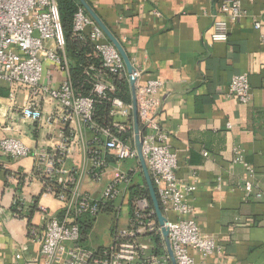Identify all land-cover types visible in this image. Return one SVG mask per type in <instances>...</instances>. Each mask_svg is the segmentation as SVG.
<instances>
[{"label":"crops","instance_id":"0c3cea01","mask_svg":"<svg viewBox=\"0 0 264 264\" xmlns=\"http://www.w3.org/2000/svg\"><path fill=\"white\" fill-rule=\"evenodd\" d=\"M86 1L124 44L141 73L140 84L150 79L163 82L159 120L177 157L175 175L196 187L191 202L195 223L222 249L205 258L192 251L195 264H264V203L247 197L242 188L247 179L243 164L251 168L254 185L264 187V45L259 38L264 32V0H241L246 16L229 27L226 43L211 46V16L220 0ZM255 22L261 23L260 31ZM43 72L42 83L52 88L65 78L49 62ZM239 74L247 75L251 88L246 105L228 96L229 83ZM7 95L3 85L0 138L14 137L32 151L50 150L61 141V124L56 123L50 134L38 130L21 118L19 109L9 108ZM25 99L20 91L18 104ZM42 110L47 116L53 105L43 104ZM236 148L243 164L233 163ZM81 162L76 153L65 166L78 167ZM33 168L32 158L0 160V264H44L39 245L29 236L28 221L41 231L45 216H57L60 204L31 179ZM108 179L95 190V182L84 177L80 189L100 198ZM14 199L21 204L18 214L12 211ZM97 220L98 216L92 228Z\"/></svg>","mask_w":264,"mask_h":264},{"label":"built area","instance_id":"2783aa9c","mask_svg":"<svg viewBox=\"0 0 264 264\" xmlns=\"http://www.w3.org/2000/svg\"><path fill=\"white\" fill-rule=\"evenodd\" d=\"M57 2L0 0V89L3 85L8 89L9 108L19 109L23 120L35 123L38 130L44 129L47 134L55 129L56 123L65 129V134H60L61 141L50 150L32 151L14 137L0 138V160L5 157L13 161L32 158L31 179L40 183L45 195L52 196L60 204L58 215L47 214L43 229H30L29 236L39 245L44 264H170L161 228L150 203L145 198L130 201L126 196L139 171L131 103L113 97L109 100L111 125L103 128L93 122L95 105L113 91L110 76L128 81L125 65L102 31L78 6L73 18V33L82 39L85 31H89L88 37L95 44L101 70L91 66L87 70L93 79L90 93L76 95L68 75ZM245 16L241 0H220L211 16L208 46L226 43L229 27ZM254 28L260 31L261 23L255 22ZM259 38L264 45V32ZM47 62L65 73L64 80L56 88L42 83ZM132 76L136 79L139 126L144 131L142 154L165 218L164 227L168 231L175 263L195 264L192 251L204 258L220 254L219 244L203 235L193 218L191 202L196 187L183 183L175 175L177 157L171 151L169 134L159 120L158 93L163 82L150 79L140 84L141 73L136 68ZM20 91L26 94V99L18 104ZM228 96L242 105L250 102L252 94L247 75L232 77ZM48 103L53 105V111L45 116L42 105ZM76 153L82 156L81 165L68 169L65 163ZM233 153V163L243 164L240 151L236 148ZM203 156L208 154L204 152ZM126 161H133L134 165L124 169L122 163ZM243 167L247 174L242 183L245 195L264 203V187L257 188L251 168L246 164ZM109 168L112 171L107 175ZM87 176L96 184H102L109 177L100 198L81 191V181ZM43 179L54 181L61 191L56 193L48 187L43 191ZM17 202L19 200L14 199L13 206ZM125 205L129 215L127 226L118 229L116 221V230L108 247L93 251L83 245L81 222L96 218L106 207L118 216ZM41 211L47 212L44 208Z\"/></svg>","mask_w":264,"mask_h":264},{"label":"trees","instance_id":"16d2710c","mask_svg":"<svg viewBox=\"0 0 264 264\" xmlns=\"http://www.w3.org/2000/svg\"><path fill=\"white\" fill-rule=\"evenodd\" d=\"M78 3L76 0H58L57 8L60 17L61 31L64 41V54L68 66V75L76 95L87 96L92 89V77L87 74V70L93 66L96 70H101L100 59L96 55L95 44L89 39V31H85L82 39L73 33V18L74 14L78 9ZM118 41L119 38L115 33H112ZM124 49L126 50L122 41H120ZM110 81L113 85V91L108 92L104 99H100L95 105L93 122L99 127H109L112 123L110 118V102L109 100L113 97L120 98L124 103H131V94L128 81L126 79H118L116 77L110 76ZM140 171V169H139ZM140 180L134 182L128 187L126 196L132 201L135 198H145L151 205L149 193L147 187L142 178L141 172L139 173ZM44 180V189L46 187L52 189L54 192L58 193L61 191V187L56 185L54 181ZM21 204L17 202L12 211L16 214L20 213L18 209ZM152 207V205H151ZM36 208V207H35ZM111 213L112 210L108 207L102 209L101 213ZM131 215V212H130ZM96 218L87 219L80 223L81 240L87 238V234L91 231L93 222ZM29 231L32 229L30 220L28 221ZM116 230V226L114 231Z\"/></svg>","mask_w":264,"mask_h":264},{"label":"water","instance_id":"95a60500","mask_svg":"<svg viewBox=\"0 0 264 264\" xmlns=\"http://www.w3.org/2000/svg\"><path fill=\"white\" fill-rule=\"evenodd\" d=\"M78 5L84 10V12L92 19V21L98 26V28L102 31L105 35L108 42L115 48L118 52L119 56L121 57L126 72L128 75V85L130 88L131 94V116L133 122V133H134V145L137 152V160L140 172L142 174V178L144 183L147 187L151 205L155 214V218L157 221L158 226L161 228L162 237L164 239L165 247L167 254L169 256L170 264H176L175 259L173 257V253L168 241V231L164 227L165 218L162 215L161 208L151 181V177L145 163L143 154H142V142L144 138V131L140 129L139 126V119H138V112H137V101H136V79L132 76L135 72V67L131 62V59L127 52L125 51L122 44L118 41V39L111 33L108 27L104 24V22L100 19L97 13L92 9V7L87 3L86 0H76Z\"/></svg>","mask_w":264,"mask_h":264},{"label":"rangeland","instance_id":"374dc122","mask_svg":"<svg viewBox=\"0 0 264 264\" xmlns=\"http://www.w3.org/2000/svg\"><path fill=\"white\" fill-rule=\"evenodd\" d=\"M131 165H134L133 161H126L122 163V167L124 169L130 168ZM111 171L112 168H109L107 171V175H109V172ZM139 173L140 171L137 170V176L134 178V182H137L141 179ZM101 187L102 186L100 184L95 183V190H99L101 189ZM116 207L117 204L115 208ZM116 216L117 215L114 210H112L111 213L103 212L99 214L97 222L94 224L92 230L87 234V238L83 242V245L93 251L102 247H108L112 241V235L116 226V221L118 229H124L127 226V222L129 219L128 207L126 205L123 206L121 212L118 214L117 217ZM141 241L144 242L143 240Z\"/></svg>","mask_w":264,"mask_h":264}]
</instances>
